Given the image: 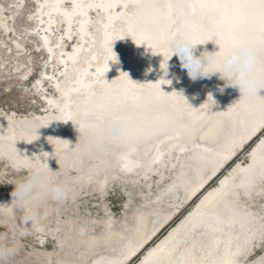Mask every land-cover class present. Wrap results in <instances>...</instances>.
<instances>
[{"label":"bare ground","instance_id":"6f19581e","mask_svg":"<svg viewBox=\"0 0 264 264\" xmlns=\"http://www.w3.org/2000/svg\"><path fill=\"white\" fill-rule=\"evenodd\" d=\"M150 1L152 0H32L34 9L30 12V15H33L32 26L29 30L30 37L36 39L35 49L44 54L45 63L58 64V67L48 65L45 68L44 63L41 73L33 80L36 88L41 87L43 90L41 94L45 100L42 104L43 109L34 115H44L50 109L53 111L56 109L58 113L41 117L37 122L33 120L37 126H47L38 130L39 139L33 142H31L32 136L22 132L18 134L12 130L19 127L20 121H15L11 117H0V154L12 163L15 158L23 167L40 166L39 159L34 156H39L42 162H48L55 156L54 162L64 167L63 169L55 168L62 170L63 174L70 168L74 171L73 176H76L70 182L73 185L70 187L72 195L70 200H75L81 189L89 187L92 183L90 180L97 177L99 179L97 184L99 188H102L98 191L103 193L108 182H106L108 174L118 175L119 172L116 171L118 166L122 169H133V172L129 173L133 174L130 176L133 179L140 178L138 174L143 172L145 177L151 175L146 171L147 169L156 171L158 168L162 173L165 167L173 168L176 173L173 174L171 186L166 187L164 192L156 196L155 203L158 205L162 202L167 193L177 194L179 192L182 195L183 185L193 180L185 199L182 204L176 206L175 212L171 210L163 214L159 223L150 228H147L145 216L144 218L141 214L137 219L135 217L136 226L133 234L135 241H132L133 244L124 254L128 256L124 259L125 262L118 260L116 264H127L142 251V256L135 264H240L242 260L253 254L255 250L253 241L256 240L254 232L260 233L261 226L264 225V210L262 208H255V210L247 204V199H241L239 195L249 197L254 193L257 196L264 194L262 190L264 180L261 179L264 176V159L259 162L256 160L258 157H264V151L256 152L264 145V133H262L264 105L256 107L248 115L246 111L247 117L242 121L241 126L239 125L240 119L231 112L236 100L242 96L238 87H223L225 81L219 79V74H215L211 78H199L196 81L189 80V82L187 77V82L183 79L184 83L179 84L180 89L173 86L166 90L163 88L165 85H161L162 81H159L166 77L161 70L158 71L157 76L151 75L150 78L149 75L146 85L142 84L149 100L144 99L143 102L135 104L137 110H142L144 105L148 106L150 102H153L154 107L159 103L160 110H153L147 119L136 121L132 118V123L128 121L127 117L133 111L131 107L133 94L120 89L135 76L133 74L129 76V79L126 74H120L129 71L132 64L133 47L128 46L125 40L134 36L131 28L133 18L137 17L141 7ZM155 1L157 5H160L163 16H166L168 20L176 16L175 12V14L168 12L170 0ZM14 2L16 3L11 4L12 11L26 6L25 0ZM0 20L2 27L9 31L10 25L4 22V17H0ZM182 20L183 18H180V22ZM13 29L9 35L13 31L17 35L18 30ZM175 30L176 26H173L167 34L173 36ZM16 35L13 36L16 51L27 56V47L24 46L25 39ZM219 40L221 41L217 43L222 46L230 43L228 38L219 37ZM67 42H70L68 47H66ZM162 46L166 47L165 44ZM205 47L206 45H203L201 49ZM119 49L122 50L124 57L121 61L118 60L117 51ZM210 49V52H215L219 50V46L215 43ZM112 50L117 56L116 62ZM159 50L152 53V57L137 73L142 72L145 67H147L146 70L161 68L163 57L166 58L169 51L165 50L160 55ZM202 50L199 49L197 55ZM110 59L114 61V64L110 62ZM161 66L163 67V64ZM175 66L176 74L182 77L183 69L180 67L178 57ZM21 73L27 77V71L23 70ZM167 75L166 80L175 79L170 67ZM44 79H47L46 83L49 82L52 85V88H48L50 92L44 91L46 85L45 82L43 83ZM108 81L119 88L110 103L111 106H115L117 112L114 113H110L109 108L99 107L102 100L113 94L107 86ZM160 86L163 92L171 93L172 96L174 92L182 94L191 107L178 95L165 96L160 98L161 100L154 99ZM133 90L136 89L133 88ZM218 92L221 95L218 96L219 98L216 97L214 105L206 103L209 93H212L214 97ZM175 101L179 103L174 104ZM205 108H209V117H207L209 113ZM167 111L168 114H166ZM86 114L89 116L86 117ZM106 114L121 115L128 127H131L133 122L135 124L130 131H127L126 137L106 136L101 143L96 144L90 139L88 128L93 121L109 117ZM7 121L11 123L8 124ZM222 121H225L226 125L220 130ZM64 126L69 128L66 127L65 130ZM79 127L83 128L87 139L85 142L76 143L80 133ZM183 128H185V135H183ZM251 142L253 143L247 150L248 157L234 161L239 152ZM92 144L96 146L90 147ZM135 144L139 145L135 153L131 154L130 151L136 146ZM174 148L178 149L174 151L179 152L177 162L164 163L172 155ZM79 150L84 153L80 166L77 167L72 164V159ZM17 151L25 157L18 155ZM45 152L49 154L48 157L43 156L42 153ZM113 152L117 153L109 160L114 161L115 168L100 175H94L98 172V167L109 161H104V158ZM186 153L191 155L182 159L183 154ZM118 159L122 163L115 164ZM227 160L228 162L225 163ZM222 164L224 166L216 172ZM229 164L231 165L227 168ZM202 166H205V169L200 172ZM226 168L227 171L222 173ZM113 171H116V174L113 175ZM247 177H251L254 183H250ZM215 178H217L216 183L210 185ZM256 178L260 181H256ZM58 180L67 185L70 178L65 175ZM4 197L5 195L0 192V205H10L12 199ZM191 202V207L171 224L155 243L149 245ZM55 209L54 205L49 206L48 203L47 206L44 205L39 209V219L33 223L36 226L35 232L40 235L39 245H44L43 237L47 234L44 229L47 222L43 218ZM13 212L12 207H0V213L8 218ZM68 223L69 221H61L57 227H66ZM111 224L113 225L112 221H107L106 231L90 233L84 231L83 222H80L78 226V229H81L80 233L74 235L71 232L69 238L79 241L75 245H81L84 248L81 252L85 251L89 254L97 249L103 251L102 257L95 259L93 264H105L106 262L113 264L114 258L124 251L126 243L121 242L122 236L118 232L109 233L110 229L107 226ZM101 227L103 229L104 225L101 224ZM179 227L184 228L182 233H177ZM53 234L56 237L55 232ZM108 240L112 241L111 246L114 250L110 254L105 249L102 250L103 244ZM53 241L56 242L54 252H57V260L52 264H61L63 260L71 264L78 263L72 253L66 258L56 249L58 248L57 238ZM33 257L38 264H43L44 261L49 264L52 259L51 253L44 250L35 252Z\"/></svg>","mask_w":264,"mask_h":264},{"label":"rangeland","instance_id":"374dc122","mask_svg":"<svg viewBox=\"0 0 264 264\" xmlns=\"http://www.w3.org/2000/svg\"><path fill=\"white\" fill-rule=\"evenodd\" d=\"M14 1L15 0H0V17H4V22L10 25V30L7 31L0 24V117H11L13 120L18 122L25 119L36 120L37 122V120L41 117L44 118L51 114L57 115L58 112L56 109L55 111L50 109L44 115H34L36 112L43 109L42 104L45 100L41 94L43 90L41 87L36 88L33 80L41 73L46 59L43 53L36 51V39L34 37H30L29 33L33 18V15H30V12L34 9L32 0H25V7L12 11L11 4H15L16 2ZM92 15H94V13H92ZM13 28L18 30L17 35L15 34V31L9 35V32L14 30ZM59 32H61V30H59ZM14 35L25 39L24 46L27 47V56L23 54L21 55V52L16 51L17 47L14 45L13 41ZM69 44L70 42H67L66 47H68ZM117 54L119 61L124 59L122 50L119 49ZM48 65L58 67V64L48 62L45 63V68H47ZM23 70L28 72L27 77L21 73ZM46 81L47 79H44L43 83H46ZM48 88H52V85L49 82L46 83L44 91L50 92ZM12 130L21 134L19 127ZM262 133H264V130ZM253 142L240 151L234 161L238 159H246L248 157L247 150ZM174 150L178 149L174 148L172 155L168 157L164 163L173 164L175 161L177 162L176 158L179 156V152ZM116 153L117 152H113L111 155L108 154L106 158H104V161L109 160L112 156L116 155ZM240 154L241 156H239ZM189 155L191 154H183L182 159H185L184 157ZM3 156L4 155L0 154V192L10 200L13 199L11 193L15 188L14 184L21 177L26 175V170L27 168H30V166H20V163L17 162L15 158H13L14 160H12V163L11 161L4 159ZM119 162L121 161L118 159L115 164H119ZM230 165L231 164H229L227 168ZM17 167L21 169H18ZM227 168L223 170L222 173L227 171ZM55 171H58V169H55ZM159 171L160 169L157 168L156 171L151 173L149 177H140L141 179L139 178L140 182L138 185L132 183L129 184L124 181L126 175H129L128 173L125 172L124 174H119V176L122 177H116L113 179L109 185H106L103 193H99L98 191V177L93 178L90 180V182H92L90 186L87 188L83 187L75 200H70V197H72L71 193L69 198L63 202L48 200V202L45 203V206H47L48 203L49 206L54 205L56 209L49 215H45L43 218V220L46 219L47 222L44 228L47 232V234L43 237L45 242L44 245H39L40 235L35 232L36 226L33 224L29 225L30 235L19 241V251L9 260L8 264H38L33 255L35 256V252L43 250L50 252L52 255V259L49 264L56 262L57 252H54L56 243L53 241L54 238H57L58 248L56 249L60 251L64 257L67 258L69 257V254L72 253L75 259H77V264H93L95 259L102 257L103 251L97 249L94 252L87 254V256L78 255L77 253L81 252L84 248H82L81 245H75L77 244L76 242L79 241H75L74 239L69 238V236L71 232H73L74 235H76V233H80L81 229H78L80 222H83L84 226L81 225L82 227L87 225L84 229L85 232L100 233L102 230L104 231L106 229L105 224L107 221H112L114 225L113 226L111 224L107 226V228L110 229L109 233L113 234L118 232L123 238H120L121 242L126 243L124 251L119 253L117 257L114 258L113 264H116L118 260H123V262H125L124 259L128 256H125L124 254L129 249L130 245L135 241L133 235L136 226L135 217L137 219L142 214L143 217H146H144L145 220L149 219L148 221L146 220L147 228L159 223L163 214L168 213L171 210H174L173 212H175L176 206L182 204L190 183L193 181L189 180L186 185H183L182 195L179 192H177V194L167 193L164 200L157 205L155 203L156 196L160 192H164L166 187L171 186L173 182V174L176 173L175 169L169 167L163 168L162 173ZM120 172L123 171L120 170ZM73 173L74 171L70 170V168L66 170L65 174H63L62 170H59L57 178L59 179L65 175L68 176L71 181L69 180V184L67 185L70 188L73 187L70 182H72L73 178L76 177L73 176ZM114 174H116V171H113V175ZM82 175L84 174L82 173ZM216 180L217 178H215L210 185L216 183ZM262 190L264 191V186ZM239 195L241 199H247V204L249 206H252L254 209L262 208L264 210V194L257 196L254 193L253 196L249 195V197L241 194ZM11 201L12 200H10V202ZM191 205L192 202L184 207L175 220L171 222L149 245L155 243L165 230L177 219H179V217H181L184 212L191 207ZM11 215L12 216L8 218L0 213V243L12 242L14 226L19 223L21 212L14 209V212ZM61 221H69V223L66 227L63 226L58 228L57 226ZM101 224L104 225L103 229ZM258 225L260 227V224ZM183 231L184 228L179 227L177 233H182ZM53 232H55L56 237H54ZM254 233L256 240L253 241V249L255 247V250L249 258L242 260L240 264H264V225L261 226L260 233ZM73 234L71 235L74 236ZM129 240L131 242H129ZM142 252L135 256V258L131 259L127 264H135L139 260L140 256H142ZM43 264H46V261H44ZM61 264L71 263L67 260H63Z\"/></svg>","mask_w":264,"mask_h":264},{"label":"water","instance_id":"95a60500","mask_svg":"<svg viewBox=\"0 0 264 264\" xmlns=\"http://www.w3.org/2000/svg\"><path fill=\"white\" fill-rule=\"evenodd\" d=\"M190 2L192 4V7L189 8L185 4V0H170L169 1L170 7H169L168 12H170V14L176 13L175 14L176 16L171 17V19L168 20L166 16H163L160 5H157L156 1L152 0L149 3H145V5H143L141 9L139 10L137 17L133 18V22L131 23V28L133 29L134 36H132L131 39L128 38L125 40V42L129 44L128 46L133 47V50L131 53L132 64H131L130 70L127 71L126 73L128 74V76H131L134 74L135 77L132 80L133 82L129 80L128 82H126L123 88L120 89L121 91L132 92L131 94H133V99L131 100L132 101L131 107L133 108V111H131V113H129L130 115H128L127 117V120L130 121L131 123H132V118L136 119V121L137 120L139 121L145 118L147 119L153 110L155 109L160 110L159 103H157L158 105L154 107L153 102H150L148 103V106H146L147 104L144 105L142 110H137V106L135 104L140 103L141 101L143 102L144 99L149 100V97H147L148 95L145 94L146 90L143 89L144 85L142 84L146 85V83L148 82L147 78L149 77V75H150V78H151V75L157 76L158 71H161L162 69L161 68L160 69L151 68L152 71L149 72L148 74H146L147 67H145L143 71L140 73H137V71L140 70L143 64L145 65L146 61H148L152 57L151 55L154 51L160 49L159 51L161 55L162 53H164L165 50H168L167 47H163L162 45L165 44V41L169 37H171V35L169 36L167 34L168 30H170L171 27L176 26V30L173 33V35L177 33L185 34L200 42L212 39V40L205 42V44H203V45H206L204 49L202 48L203 50L201 49L203 45L196 46V50H195L196 55L199 49L202 50V52L205 51L206 49L208 52H210L211 50L210 48H212V44H215V40L216 42L221 41L219 40V37L228 38V41H230L229 44H231L239 40L248 39L264 31V7H261L260 0H190ZM180 18H183L181 22H180ZM110 62L114 64V61L111 59H110ZM169 62H170L169 67L175 79L171 80L170 84H163L165 85L163 86V88L168 90L169 88L176 86V87H179L180 89L179 84H181V82L184 83V80H186L187 82V77H188L187 70L183 69L182 77L181 76L179 77L176 74L177 71H176V66H175L177 62V56L173 55L171 57V61ZM166 78H168V75H166L165 79ZM134 80H135V83H134ZM189 80L190 79L188 77V82ZM173 83L175 85H172ZM107 86L109 88V91L113 94L111 97L109 95L104 100H102L99 107L100 108L104 107L107 109L109 108L111 109L110 113H114L116 111L115 106H111L110 103L113 101L112 99L117 94V90H119V88L115 87L109 81L107 82ZM133 88L136 90L134 91ZM157 91L158 92L155 93L156 95L154 94L155 95L154 99L156 100L160 98L162 99L165 96H168V97L177 96L176 94L172 96L171 93L167 94V92H162V90H157ZM220 95H221L220 92L215 94V96L213 97L214 100H217L216 97L218 96L220 97ZM259 95L261 97H264V89H261L259 91ZM178 103H179L178 101L177 102L175 101L174 104H178ZM263 105H264V100H260V99L249 100L247 97H243V98H239L238 100H236L231 112L234 114L235 117L240 119L239 125L242 126L243 125L242 121L246 120V117L249 114V112L255 110L256 107H260ZM208 109L209 108H205L207 113H209ZM246 111H247V115L245 114ZM168 113L169 112L167 111L166 114ZM106 115L109 116L110 114H106ZM209 115L210 113L208 114L207 117H209ZM88 116L89 115L86 114V117ZM178 120H177V123H178ZM7 123L10 124L11 122L7 121ZM221 123H222V126H220V130L224 127V125H226L225 121H222ZM134 124L135 122H133V125ZM133 125L131 127H128V125H126L127 131H130ZM66 127L64 126L63 128H65V130L69 128V127L67 128ZM82 129H80L79 127L80 133H79L78 139L76 140V143L77 142L80 143L81 141L85 142L87 139L86 135H84V132H83L84 130ZM183 135H185V128H183ZM228 138H229V135L227 139ZM94 145L95 144H92L90 147H94ZM135 145L136 146L130 151L131 154L135 153L139 144H135ZM262 151H264V145L259 147L256 152L260 153ZM76 152H78V154H75L73 156L72 164L79 167L82 161L81 159L83 157L82 155L84 152H81L80 150ZM58 155H60V153ZM239 156H241V154ZM54 158L55 156L52 157L47 162L50 170L55 171V169L57 168L63 169L64 167L60 163L54 162ZM263 159L264 157H258L256 160H258L259 162L260 160L262 161ZM228 160H230V158ZM228 160L225 163H227ZM223 166L224 164H222L216 172H218ZM112 168H115L114 161L109 160L103 166L98 167V170H97L98 172H96V174L94 175H100L101 173H104L105 171L108 172ZM121 169L122 168L120 166L117 167L116 171H118L119 173L116 176H111L110 174H108L107 180H106V182L107 181L108 182L106 185H109L113 181V179H115L116 177L117 178L122 177V176H119V174L121 175V174H124L125 172L129 174L133 172V169H124V168H123L124 170L123 169L121 170ZM204 169H205V166H202L200 172L204 171ZM120 170L123 172H120ZM146 171L148 173L154 172L153 170L151 171L150 169H147ZM138 175L139 177H142V178L145 177L143 176L144 172ZM149 176L150 174L147 175L146 177H149ZM140 179L139 178L133 179L130 177V174H129V175H126V179L124 181L128 182L129 184L132 183V184L138 185V183L140 182L139 181ZM247 179L250 183H254L251 177H247ZM261 179L264 180V176H262ZM230 180L231 178L229 179V181ZM256 181H260L259 178H256ZM46 201H44L40 205L39 209L45 205ZM85 227H87V225H85ZM111 242H112L111 240H108L102 246V250L105 249V251L108 254L114 251L113 247L111 246L112 245ZM115 248L117 247L115 246ZM83 252L84 253L78 252L77 254L81 256H87V252L85 251ZM106 263L111 264L109 262H106Z\"/></svg>","mask_w":264,"mask_h":264},{"label":"clouds","instance_id":"9594fccd","mask_svg":"<svg viewBox=\"0 0 264 264\" xmlns=\"http://www.w3.org/2000/svg\"><path fill=\"white\" fill-rule=\"evenodd\" d=\"M185 4L189 8L192 7L190 0H185ZM207 41L200 42L181 33L169 37L165 41L169 54L166 58L163 57L161 63L163 67L160 65L164 75L168 74V61L173 55H176L180 60V67L187 70L190 80L196 81L199 78H211L212 75L219 74V79L225 81L223 87H238L242 94L241 98L264 100V97L259 95V91L264 89V31L248 39L239 40L225 46L218 44L215 40V43L219 46L218 51L208 52L205 50L196 55V46L203 45ZM113 55L116 58V62L117 56L114 52ZM107 67L109 70L108 65ZM151 71L152 69L149 68L146 74ZM120 74L128 76L124 72ZM159 81H162L161 85L171 83V80L163 78ZM223 87L220 89L221 92ZM174 93L181 96L185 103L188 104L182 94ZM206 103L215 104L212 93L208 94ZM43 127L47 126H37L31 119L19 122L20 131L33 137L31 142L39 139L38 130ZM88 130L90 139L95 141L96 144L101 143L106 136L124 138L127 135L125 120L118 114L111 115L103 120L93 121L90 123ZM48 139H52V137H48ZM42 154L44 157L49 155L46 152ZM18 155L25 157L22 153ZM34 157L39 159L40 166L28 168L26 175L14 184L15 188L11 193L13 199L10 205H0V207L5 208L12 207L21 212L20 221L14 226L12 242L0 243V264H8L9 260L18 253L19 241L30 235L29 225L38 219L41 204L46 200L66 201L71 193L68 185L57 179L59 170H50L47 162H42L39 156Z\"/></svg>","mask_w":264,"mask_h":264},{"label":"snow or ice","instance_id":"6c2138e0","mask_svg":"<svg viewBox=\"0 0 264 264\" xmlns=\"http://www.w3.org/2000/svg\"><path fill=\"white\" fill-rule=\"evenodd\" d=\"M261 7H264V0H260Z\"/></svg>","mask_w":264,"mask_h":264}]
</instances>
